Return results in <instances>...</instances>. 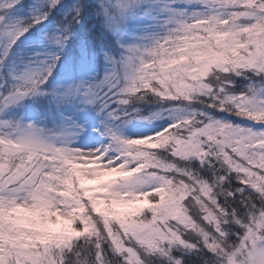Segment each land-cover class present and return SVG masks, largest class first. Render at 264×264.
<instances>
[{"label":"snow or ice","instance_id":"snow-or-ice-1","mask_svg":"<svg viewBox=\"0 0 264 264\" xmlns=\"http://www.w3.org/2000/svg\"><path fill=\"white\" fill-rule=\"evenodd\" d=\"M28 40L40 50L10 63ZM76 40L109 70L58 104L127 121L144 117L123 106L151 95L172 122L122 138L102 121L97 149L8 116ZM236 77L249 81L239 92ZM109 147L118 155L105 158ZM191 159L207 175L180 163ZM0 264H264V0H0Z\"/></svg>","mask_w":264,"mask_h":264},{"label":"trees","instance_id":"trees-1","mask_svg":"<svg viewBox=\"0 0 264 264\" xmlns=\"http://www.w3.org/2000/svg\"><path fill=\"white\" fill-rule=\"evenodd\" d=\"M31 2V0H29ZM71 0H61V3H70ZM47 23V22H45ZM83 23V21H82ZM50 26V25H49ZM107 44L109 48L105 50H110L112 55H118L119 49L115 44V37L109 34L106 38ZM33 50H40V46L36 44L32 40L26 41L24 44L20 45L16 54L10 57L9 62L15 63L20 59H28L29 54ZM105 59L103 57V53L100 51L99 47L96 48L95 52L91 48L88 50L87 57H82L79 41H71L62 50L60 54V59L57 60L56 64L52 69L51 75L48 77L45 85L41 86L35 93L29 94L24 97L17 104L10 106L7 109V115L12 117L13 119L21 120L27 114L39 115L41 118V122L43 127L47 131H51L54 129V121L60 120L59 116H63L70 121L78 122L83 126H88L93 123H97L98 125H103L101 122L107 123L112 129H120L121 131H125L126 128L136 129L139 127H152L160 124H169L174 119V113L169 114L166 111L160 109H167L169 102L164 101L160 102L155 100L151 95H148L146 98L142 100H130L129 105L123 106L124 110H128L131 106L137 108L142 117L144 118H133L125 121L123 117H109L107 116V110L104 112H98L94 105L84 106V113L78 117L79 109L74 107L73 104L70 103H62L58 104L56 97L51 94V88L54 82L59 80V78H66V76H75L77 80L82 71H85V81H96L103 77V68L106 67ZM236 83L234 86V90L239 92L242 88L245 87L249 83L248 80L242 77L235 78ZM258 98H261L258 96ZM78 101H76L77 103ZM89 107V108H88ZM110 107L116 108V112H121L122 108L118 107L115 103H113ZM87 108V109H86ZM160 110V111H158ZM214 116L217 118H222L224 120L230 121L233 124H239L242 126H252V127H260V125L255 124L251 119L241 118L234 115H229L224 112H217L215 110L209 109ZM56 124V123H55ZM132 131V130H131ZM109 154L118 155L115 152L114 147H109ZM161 156L167 157V153L161 152ZM169 160L173 158L167 157ZM181 164L187 163L189 166L193 167L200 171L201 175H207L205 168H201L200 165L196 162L195 159H191L189 161H181ZM131 165L134 162H130ZM155 171L154 169H147L143 174H147L148 172ZM86 183L94 184L97 181L86 180ZM234 184L235 181L233 180ZM191 261H197L198 257L192 255L187 257Z\"/></svg>","mask_w":264,"mask_h":264},{"label":"rangeland","instance_id":"rangeland-1","mask_svg":"<svg viewBox=\"0 0 264 264\" xmlns=\"http://www.w3.org/2000/svg\"><path fill=\"white\" fill-rule=\"evenodd\" d=\"M106 67L103 68V76L104 74L109 70L108 62H105ZM86 75L85 71L81 70V73L79 75V78L77 80L76 77L73 76H66V78H59L51 88V94L54 95V97L58 98L56 93H59L63 88L68 86L69 84L78 83L80 81H85ZM78 103V102H77ZM91 106V105H87ZM89 108V107H88ZM87 109V108H86ZM84 108H80L78 112V117H80L84 113ZM60 120L54 121V129L51 131H47L41 122V118L39 115H33V114H27L25 117H23L20 122L24 125H27L31 123L35 128L43 130L47 132L48 134H57V143L59 144L61 141H64L67 143V146L69 147H85V148H101L103 145L108 143V138L106 136H103L100 134L97 129H103V125H98L97 123L90 124L88 126H84L85 131L80 133L77 136H65L63 133L68 131L69 127L73 124V121H70L69 119L59 116ZM56 123V124H55ZM79 124L78 122H75ZM165 124H160L157 126L152 127H139L136 129L132 128H126L125 131H121L120 129L116 130L113 129L119 136L122 138H133V137H141L148 135L149 133H152L160 128H163ZM132 130V131H131ZM115 150V147H114ZM116 152V150H115ZM116 156L114 154H109V150L105 153V158ZM133 165L129 164V167ZM137 179L144 181V183H141L139 185L140 188L147 190V188L150 185L151 177H149L147 174H137Z\"/></svg>","mask_w":264,"mask_h":264}]
</instances>
